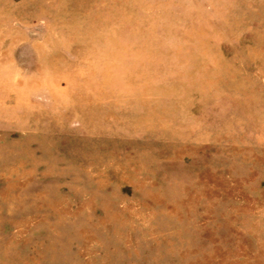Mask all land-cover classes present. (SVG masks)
I'll return each mask as SVG.
<instances>
[{"label": "rangeland", "instance_id": "374dc122", "mask_svg": "<svg viewBox=\"0 0 264 264\" xmlns=\"http://www.w3.org/2000/svg\"><path fill=\"white\" fill-rule=\"evenodd\" d=\"M0 264H264V0H0Z\"/></svg>", "mask_w": 264, "mask_h": 264}]
</instances>
